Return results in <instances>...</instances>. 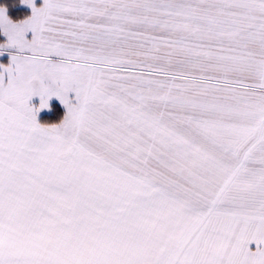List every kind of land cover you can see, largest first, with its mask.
Here are the masks:
<instances>
[{
	"label": "snow or ice",
	"instance_id": "6c2138e0",
	"mask_svg": "<svg viewBox=\"0 0 264 264\" xmlns=\"http://www.w3.org/2000/svg\"><path fill=\"white\" fill-rule=\"evenodd\" d=\"M22 3L0 7V264H264V0Z\"/></svg>",
	"mask_w": 264,
	"mask_h": 264
},
{
	"label": "trees",
	"instance_id": "16d2710c",
	"mask_svg": "<svg viewBox=\"0 0 264 264\" xmlns=\"http://www.w3.org/2000/svg\"><path fill=\"white\" fill-rule=\"evenodd\" d=\"M0 6L8 9V16L14 21L23 20L30 12L26 8L19 7V0H0ZM4 41V36L0 33V43ZM66 110L58 102H52L49 110L45 114L38 116L37 121L42 125H52L59 123L65 116Z\"/></svg>",
	"mask_w": 264,
	"mask_h": 264
},
{
	"label": "rangeland",
	"instance_id": "374dc122",
	"mask_svg": "<svg viewBox=\"0 0 264 264\" xmlns=\"http://www.w3.org/2000/svg\"><path fill=\"white\" fill-rule=\"evenodd\" d=\"M33 3L35 6H40L42 3H43V0H33ZM2 7V6H0ZM19 7L21 8H26L29 10L30 14L29 16L31 15V8L26 5V4H23L22 3V0H19ZM4 8V7H3ZM5 9V15L9 18V20H11L12 22L14 23H18L22 20H18V21H14L13 19H11L9 16H8V9L7 8H4ZM27 18V17H26ZM24 18V19H26ZM23 19V20H24ZM3 34V33H2ZM4 36V41L2 43H5L6 42V39L7 37L5 35ZM28 36H30V33H27L26 34V38H28ZM16 53V50L13 49V48H7V49H4V50H0V64H4V65H7L10 61V54H15ZM71 95V94H70ZM52 102H58L60 103L64 109L66 110L67 112V109L66 107L60 102V100L58 98H56L55 96L53 97H50L48 99V106L46 108H41L35 115L38 116L41 115V114H45L48 112L49 110V106ZM29 103L33 106V107H38L39 106V103H40V97L39 96H33L30 100H29ZM250 247H255L254 245H250Z\"/></svg>",
	"mask_w": 264,
	"mask_h": 264
},
{
	"label": "crops",
	"instance_id": "0c3cea01",
	"mask_svg": "<svg viewBox=\"0 0 264 264\" xmlns=\"http://www.w3.org/2000/svg\"><path fill=\"white\" fill-rule=\"evenodd\" d=\"M28 38H30V36H28ZM36 119H37V116H36ZM38 122V121H37Z\"/></svg>",
	"mask_w": 264,
	"mask_h": 264
}]
</instances>
